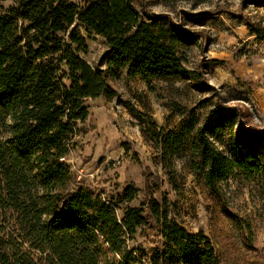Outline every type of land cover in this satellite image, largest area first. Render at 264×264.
Segmentation results:
<instances>
[{"label": "trees", "instance_id": "trees-1", "mask_svg": "<svg viewBox=\"0 0 264 264\" xmlns=\"http://www.w3.org/2000/svg\"><path fill=\"white\" fill-rule=\"evenodd\" d=\"M12 1L16 7L0 14V207L18 213L22 238H0V264H35L26 244L46 253L51 264H144L143 249L125 247L137 230L152 240L147 264H218L209 237L172 219L165 199L162 205L145 199L118 220L115 209L135 199L138 189L125 186L114 202L91 188L72 190L63 161L78 125L89 118L85 101L117 96L77 55L83 39L62 37L71 25L105 40L112 74L125 70L145 83L179 76L202 90L199 75L178 56L183 42L194 44L198 37L168 16L140 13L132 0H86L83 7L69 0ZM128 109L163 157L189 144L191 170L224 210L221 185L228 176L238 172L253 181L264 175L260 154L244 151L264 142V129L244 128L235 108L216 106L201 125L191 118L174 132Z\"/></svg>", "mask_w": 264, "mask_h": 264}, {"label": "rangeland", "instance_id": "rangeland-1", "mask_svg": "<svg viewBox=\"0 0 264 264\" xmlns=\"http://www.w3.org/2000/svg\"><path fill=\"white\" fill-rule=\"evenodd\" d=\"M79 7L86 0H69ZM147 15L168 16L171 22L198 37L179 51L184 67L199 75L202 90L188 80L171 76L145 83L125 70H107L105 40L78 23L62 37L83 39L77 55L100 72L117 96L87 99L89 118L70 139L63 160L69 171L66 187L91 188L104 201L114 202L125 186L138 189L135 199L115 209L118 220L125 208H140L145 199L166 200L171 218L190 231L202 230L212 242L218 264H264V175L248 181L234 172L222 182L226 209L192 171L189 144L163 157L160 146L146 140L141 123L130 115L133 107L164 132L179 130L193 118L202 124L213 109L235 108L244 128L264 129V0H132ZM0 0V14L16 7ZM81 129V130H80ZM218 149L223 147L216 144ZM258 153L264 164V142L244 147ZM18 213L0 207V238L21 242ZM155 224V223H154ZM147 231L127 238L126 249L151 253ZM35 264H51L46 253L28 249Z\"/></svg>", "mask_w": 264, "mask_h": 264}]
</instances>
